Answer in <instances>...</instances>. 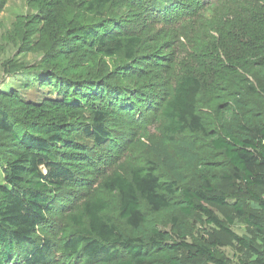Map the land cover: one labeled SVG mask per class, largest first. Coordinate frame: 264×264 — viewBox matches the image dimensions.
<instances>
[{
	"label": "trees",
	"instance_id": "obj_1",
	"mask_svg": "<svg viewBox=\"0 0 264 264\" xmlns=\"http://www.w3.org/2000/svg\"><path fill=\"white\" fill-rule=\"evenodd\" d=\"M29 2L35 12L13 22L9 31L18 52L3 62L17 86L0 85V264H54L52 243L41 227L55 192L84 180L93 154L86 139L104 147L120 115L159 105L149 97L155 75L138 54L141 39L133 34V20L104 13L112 0ZM121 2L130 16V0ZM239 15L224 21L212 44L199 49L197 74L181 76L162 105L166 131L191 138L190 155L182 157L199 184L163 180L161 172L146 166L131 168L129 176L115 174L104 185L119 194V217L129 232L102 215L100 199L84 202L74 218L80 228L63 243L68 260L183 264L185 251L191 260L229 264L218 242H188L191 230L175 216L176 238L160 229L158 215L166 210L201 214L257 258L241 264H264V0H253ZM33 52L40 53L37 62L21 61ZM158 53L150 60L161 66ZM118 56L129 63L109 72L108 60ZM33 87L36 96L22 93ZM86 111L89 120L82 116ZM223 179L235 181L236 198L218 193ZM244 200L255 203L256 214L245 209ZM205 202L231 204L253 236L232 232Z\"/></svg>",
	"mask_w": 264,
	"mask_h": 264
},
{
	"label": "rangeland",
	"instance_id": "obj_2",
	"mask_svg": "<svg viewBox=\"0 0 264 264\" xmlns=\"http://www.w3.org/2000/svg\"><path fill=\"white\" fill-rule=\"evenodd\" d=\"M121 1L112 0L104 13L114 18L125 17L133 20V34L141 39L138 54L144 57L143 62L149 64L146 69L155 75V84L149 97L153 99V103L158 102L159 105L156 104L151 111L137 109L133 115H120L117 125L111 126L114 128V136L104 147L98 148L92 140L86 139L93 154L87 163L89 165L85 166L84 180L74 188L55 192V202L48 219L41 227L43 229L40 234L52 243L51 259L54 264H78L73 259L68 260L62 248L66 235L80 228L74 218L78 215L80 217L84 202L100 199L104 205L102 215L129 232L119 217V194L104 185L115 174L129 176L131 168L146 166L161 172L163 180L176 178L180 180L179 183L184 181L194 186L199 184V177L191 173L189 164H192L182 157L184 154L190 155L186 147L191 138L177 137L174 132L166 131L168 120L162 114V105L173 96L175 84L181 76L197 74L199 49L211 45L217 38L219 26L231 18L239 16V19L240 11L253 0H169L166 3L163 0H130V16L122 10L124 4ZM34 12L29 0H0V85L13 83L17 86L16 80L13 81L3 71V62L16 56L18 52L9 31L13 22ZM156 51L163 57L156 61L161 62V66L151 63V54ZM20 58L26 64H33L39 60L40 53H28ZM123 63H129V60L121 56L108 60V71H116ZM134 86L132 84L130 87ZM22 93L26 97L37 94L34 87ZM201 105L204 111L207 110V101H202ZM88 114L87 111L84 112L83 118L88 119ZM170 137L173 139L168 142L167 138ZM235 186V181L223 179L217 184L218 193L232 200L237 196L234 193ZM205 204L232 232L240 236H253L252 227L236 214L231 204ZM244 206L248 212L256 214L258 211L253 201L244 200ZM172 215L186 223L191 230L188 242L208 246L218 242L216 248L224 254L229 264L256 263L257 258L253 253L238 245L215 225L207 223L199 213L183 216L178 212L164 210L158 215V221H162L158 224L160 229L172 233L173 238H176L178 229L172 226ZM180 254L183 264H213L201 259L191 260L185 251Z\"/></svg>",
	"mask_w": 264,
	"mask_h": 264
}]
</instances>
